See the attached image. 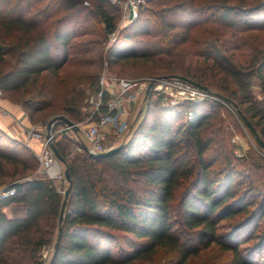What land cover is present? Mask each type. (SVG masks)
Segmentation results:
<instances>
[{"label": "trees", "instance_id": "trees-1", "mask_svg": "<svg viewBox=\"0 0 264 264\" xmlns=\"http://www.w3.org/2000/svg\"><path fill=\"white\" fill-rule=\"evenodd\" d=\"M85 1L0 0V87L4 95L30 96L23 106L31 119L50 109L83 121L69 93L56 102L38 82L43 73L60 76L75 39L76 54H88L116 29L120 7ZM107 52L110 67L129 58H173L170 71L183 70L179 75L236 102L264 141V0H147ZM186 56L190 61L178 64ZM94 75L86 83L96 91ZM254 79L261 98L252 91ZM221 100L167 107L150 92L123 148L107 157L69 158L73 138L57 134L71 177L61 223L64 193L53 179L33 175L37 157L0 128V185L9 177L16 190L0 199V264H46L60 225L51 264H157L158 255L166 256L161 264H187L213 245L230 251L226 264H264V189L252 182L264 166L235 155L226 119L213 124L230 104ZM248 165L254 173L239 170ZM25 174L32 176L15 181Z\"/></svg>", "mask_w": 264, "mask_h": 264}, {"label": "rangeland", "instance_id": "rangeland-1", "mask_svg": "<svg viewBox=\"0 0 264 264\" xmlns=\"http://www.w3.org/2000/svg\"><path fill=\"white\" fill-rule=\"evenodd\" d=\"M86 5H90V2L87 0ZM120 19L117 21V27H118V33L120 30H122L126 25L129 23L125 24H120ZM118 37V35H117ZM116 37V38H117ZM95 36H89L87 39H95ZM78 40H81L79 38L74 40L73 43V50H72V57L71 60L68 64H66L63 69L60 72V76L58 78L56 77H50L47 73H43L39 82H38V88H42L45 92L49 91L48 97L52 98L55 97L56 102H61V96H65L68 94V101L73 104H79L81 107V120H85L86 116L85 114H88L87 109H89V104L87 102L88 96L93 92L92 88L89 86L90 83H86V80L91 78L93 74L95 73L94 77L95 80L96 78L100 76L101 71L105 67V63H107L108 67L110 68V71L113 75L119 78H124L127 80L131 81H143L147 80L150 81L154 78L158 77H177L176 75H179V73H184L183 70L178 69L175 72L170 71L169 68H167L168 62H170L171 59L169 57L163 56V58H156L154 61H147L143 59H133L129 58L126 60H123L121 62H117L112 64L110 67L109 63V58L107 55V50L111 47V45L115 42L113 41L109 34H106V39L104 40H99L101 42L100 45L93 46L95 49L88 54H83V55H77L75 52L74 45H77L76 43ZM185 49V46L182 45L176 49V53H182ZM5 53V51H3ZM4 57L7 61L10 63L14 62V58H12L8 54H4ZM237 58L241 57L240 53L237 54ZM191 57H185L184 62H180L178 64H187L190 61ZM181 60V57L180 59ZM195 61V59H194ZM177 63V62H176ZM182 76V75H179ZM185 77V76H183ZM187 78V77H186ZM37 88V89H38ZM31 89V88H29ZM36 89V90H37ZM151 93L154 94V92L150 91ZM149 92V94H150ZM209 92V91H208ZM210 93V92H209ZM148 94V96H149ZM5 98H8L12 102L18 103L23 106V101H26L30 98L27 94L23 92H18V93H11L7 94L5 93L4 95ZM146 89L143 91L140 95L139 102L137 103H132L131 108L128 109L130 111V117L128 118L129 121V129L127 132H125L123 135L120 137H113L111 142L112 145L117 146L119 144L124 143L132 130L136 127L137 121L140 118V114L144 113V109L146 108ZM154 99L158 100L161 102L163 105L167 103L161 96L155 95L154 94ZM214 100H218L216 97H208L203 100V101H209L212 102ZM222 101V100H221ZM164 102V103H163ZM200 102V101H199ZM223 103H226L224 100L222 101ZM167 105V104H166ZM225 108L223 112L216 113L215 117L212 119V122L214 125H219L220 123V118H224L225 120V127L229 130V135H230V140L231 143L233 144V151L237 147L240 148V154L237 155L235 152V155L238 157H244L248 162L252 163H257L261 164L264 166V150L260 147L258 142L256 141L254 135L251 133V131L244 125V122L240 120V116L235 109V107L232 104H224ZM24 107V106H23ZM169 107V106H167ZM25 109V107H24ZM26 110V109H25ZM27 114L29 115L28 110H26ZM59 115H65L64 113L58 112L54 114V110L45 111L42 114H37L34 119H31V122L33 125H36L38 128L42 130H46V126L50 123L54 117L59 116ZM67 116V115H65ZM142 116V114H141ZM30 117V116H29ZM72 120V119H71ZM77 121V120H76ZM75 122V121H74ZM59 123V122H58ZM79 123V122H75ZM64 124V123H63ZM65 125V124H64ZM3 130V129H2ZM6 132V131H5ZM7 133V132H6ZM8 134V133H7ZM10 135V134H9ZM238 135L239 136V144L233 143L232 142V137ZM11 136V135H10ZM73 136V141L75 142H82L84 135L83 132L80 133L79 135ZM13 137V136H11ZM14 138V137H13ZM17 139V138H14ZM27 145L33 152V154L37 157V154L40 151V144H38L36 147L34 143L26 138V141H23L21 139H17ZM73 143V146H74ZM71 146V148L73 147ZM13 147V146H12ZM18 149V148H17ZM23 153V151H20ZM81 154V153H79ZM76 155V154H75ZM69 156V155H68ZM70 158H72L70 156ZM38 159V157H37ZM59 161V160H58ZM39 162V159H38ZM220 164L217 163L214 165V167H220ZM21 169V167H19ZM7 169L9 172H12L14 167L10 164L7 166ZM239 170L242 173H254L253 168L248 166H241ZM35 175V172L33 173ZM255 175L252 178V182L254 185H257L258 187H261L264 189V174L259 173L258 174H252ZM31 174H25L19 176V178L15 181H23L28 179ZM7 182L3 183L0 185V189H2L5 186H9L12 184L11 179L9 177L6 179ZM55 181V180H54ZM244 181V180H243ZM14 182V181H13ZM249 184V180L244 182V184L241 185L243 188L244 186ZM57 185L61 187H66L67 183H60L57 182ZM264 230V220H262L260 224V231ZM54 246L51 245L47 251V255L45 256L47 259V263L50 261V258L52 256ZM231 256L230 251H224L221 249L220 246L218 245H213L210 248L203 250L198 256L192 257L189 259L187 264H226L228 258ZM166 256L164 255H158L157 257V264H161L164 262ZM46 263V264H47Z\"/></svg>", "mask_w": 264, "mask_h": 264}, {"label": "built area", "instance_id": "built-area-1", "mask_svg": "<svg viewBox=\"0 0 264 264\" xmlns=\"http://www.w3.org/2000/svg\"><path fill=\"white\" fill-rule=\"evenodd\" d=\"M147 0H109L113 5L120 7L121 20L120 24H127L135 20L138 16L139 8L146 3ZM85 3H87L85 1ZM133 11V17L130 18V12ZM118 27L109 34L110 38L114 41L118 35ZM153 86L150 91L155 95L161 96L167 105L173 107L184 101L199 102L208 97L218 96L209 93L206 90L200 89L190 82L178 77H158L152 79ZM149 81H131L124 78H119L113 75L105 63V67L100 73L98 79V89L93 91L87 98L89 109L85 120L77 123L82 128L84 138L82 142H75L70 150V156L75 154L86 153L96 156L100 152L107 151L114 147L111 142L113 137H120L129 129L130 111L124 108V103L139 102L140 95L147 86ZM4 98L3 89L0 87V102ZM164 103V102H163ZM1 114L6 116L8 111L3 109ZM187 117L192 119L194 117L193 111L187 112ZM23 134L28 140H36L40 142V151L37 154L39 165L36 175L43 178L55 179L60 183H68L66 180L64 169L59 171L54 178L50 177L48 171L54 165L58 158L49 145V139L46 135V130H42L35 125L23 126ZM62 131H73L72 127L64 125L62 128L51 131V138L61 133ZM77 138V136L75 135ZM232 142L239 144V136L232 137ZM237 155L240 154V148L237 147L234 151ZM59 192L64 193V187L57 185ZM15 188L12 186H5L0 189V199L11 197L15 194ZM47 251H45V256Z\"/></svg>", "mask_w": 264, "mask_h": 264}, {"label": "water", "instance_id": "water-1", "mask_svg": "<svg viewBox=\"0 0 264 264\" xmlns=\"http://www.w3.org/2000/svg\"><path fill=\"white\" fill-rule=\"evenodd\" d=\"M133 17V11L130 12V18ZM178 78H181L183 80H186L188 82H190L191 84H193L194 86L200 88V89H203V90H206V91H209L208 88L200 83H197L195 81H192L186 77H183V76H179V75H176ZM153 86V82H150L147 86V89H146V97H148V94L151 90ZM219 98H222L224 101L232 104L235 109L237 110L238 114L240 115V117L243 119L245 125L247 126V128L251 131V133L254 135L256 141L258 142V144L260 145V147L264 150V141L263 139L259 136L256 128L254 127V125L251 123V121L244 115V113L241 111V109L239 108V106L237 105L236 102H234L233 100H231L230 98L228 97H225V96H218ZM58 122H62L64 123L65 125H68L70 127H72V130L77 132L80 127L77 125V123H75L73 120H71L69 117L65 116V115H59V116H56L54 117V119H52L50 121V123L46 126V135H47V138L49 139V145L50 147L52 148V150L54 151L56 157L58 158L59 161H61L64 166H65V169H64V172H65V176H66V180L68 182V187L67 189L65 190L64 192V200H63V203H62V208H61V213H60V218H59V222L61 223L64 219V212H65V208H66V201H67V198L69 196V193H70V189H71V177H70V174H69V170L67 168V165H66V159L65 157H63L61 155V153L58 151L56 145H55V142L54 140H52L51 138V131L52 129L55 127V125L58 123ZM124 146V143L122 144H119L117 146H114L110 149H108L107 151H104V152H100L96 155V157H107V156H110L114 153H116L118 150H120L121 148H123ZM61 232H62V226L60 225L59 226V229H58V235H57V239H56V242L54 244V249H53V254L50 258V261H49V264L52 263L53 261V258L57 252V249H58V244H59V240H60V236H61Z\"/></svg>", "mask_w": 264, "mask_h": 264}, {"label": "crops", "instance_id": "crops-1", "mask_svg": "<svg viewBox=\"0 0 264 264\" xmlns=\"http://www.w3.org/2000/svg\"><path fill=\"white\" fill-rule=\"evenodd\" d=\"M252 91L258 98L262 97V91L261 86L258 79H254L252 82ZM124 108L126 110L131 108V104L129 102L124 103ZM7 110L8 114L6 116L1 114V110ZM33 125V123L30 120L29 115L27 114L24 107L18 103L12 102L8 98H3L0 102V128L6 131L8 134L13 136L14 138L21 139L23 141H26V137L23 134V126H30ZM36 126V125H35ZM37 127V126H36ZM85 125L80 128L79 132L75 131H67L69 135L72 137L75 135H79L83 132V128ZM62 128V127H61ZM35 147L40 144L39 141L31 140ZM65 168L64 164L61 161H56L54 165L49 169L48 173L50 177L54 178L55 175L63 170ZM36 177H40L35 174ZM55 180V179H53ZM55 184H57V181H54Z\"/></svg>", "mask_w": 264, "mask_h": 264}]
</instances>
